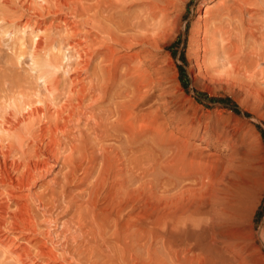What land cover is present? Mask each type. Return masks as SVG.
<instances>
[{
	"label": "bare ground",
	"instance_id": "obj_1",
	"mask_svg": "<svg viewBox=\"0 0 264 264\" xmlns=\"http://www.w3.org/2000/svg\"><path fill=\"white\" fill-rule=\"evenodd\" d=\"M182 1L43 0L44 4H40L39 8L31 4L24 7L23 13L27 14L26 21L34 19L37 26L41 23H37L36 18L43 17L44 13L53 15L62 12L73 19L68 22L64 17L59 21L65 24L76 22L90 29L85 34H78L74 43L81 61V71L88 80L80 81L78 87L72 90L70 99L57 109L52 108L43 98L40 101L35 94L27 95L23 90L18 89L21 86L13 80L7 83V86L5 82L1 83L0 91L3 97L9 100L7 96H14L15 99L12 100L13 105L10 103L7 106V103L3 102L7 110L6 107L0 106L2 107L0 112H3V115L0 114V128L3 131L0 138V183L8 184L10 188L16 186L26 190L35 184L36 180H41L52 172L60 163L61 189L54 195L55 200L58 201L60 197H65L68 184L76 179V172L80 170L82 177L78 184L82 188L74 196L76 200L72 201V205L75 208L76 223L81 234L78 239L79 244L86 246L81 253L87 255L85 258L89 256L93 264L104 263H100L103 254H100L98 240L103 243L100 242V246L109 248L107 254L112 260H117V264L139 260L140 255L136 254L138 252H145L152 264H220L219 261L207 258L203 251L198 253L192 251L201 250L200 243L190 246L188 238H184L178 246L173 244L170 238L171 230L164 234L167 224L174 221L172 216L161 214L153 205H147L148 214L144 216L141 212L132 210L146 201L145 198L156 199L159 182H157L159 155L157 150L163 140L165 124H181L182 132L190 134L189 130L194 129L195 135L200 126L198 124L193 127V124L199 120L197 121L194 116H186V110L174 107L176 104L168 105L174 94L168 90L164 91L166 86H162L168 79L165 75V65L160 64L162 61L160 53L163 49L161 40L166 37L167 31L169 33L173 28L172 19L176 21L179 18L178 13L173 14L174 16H170V13L176 11L175 7ZM260 3L261 0H232L230 3L218 1L209 11H205L208 5L204 8L202 24L189 35L190 41L195 44V51L202 52L203 60L209 55L214 59L207 63L204 60V72L206 71L204 75L208 77L210 69H213L220 56L230 50L235 54L236 48L255 40L251 23L252 19L255 21L259 19L252 10ZM261 22L264 21H259L257 28L264 27ZM181 29L184 30V25ZM72 30H75L74 25ZM261 37H264V34ZM38 42L40 43V40ZM261 42H264V39ZM260 46L262 48L260 51L256 49L248 51L246 58L251 59L250 62H256L255 67L264 70V43ZM122 50L127 52L120 54ZM96 57H99L96 65L90 70L89 66ZM58 62L48 60L46 65L59 69L57 67H60V62ZM164 96L170 97L163 101V104L168 103L167 105L171 107L168 116L158 114L160 111L156 113L160 107L158 105L157 110L154 111L142 108L150 100L154 103ZM74 115H78L83 120L76 135L68 130ZM194 119L197 122H194ZM207 132L205 128L203 139L206 138ZM227 139V141L231 140L229 137ZM17 152L19 156L15 157ZM245 156H242L245 160L241 156V158L235 157L234 163H237V166L234 165L235 168L246 165L249 160ZM229 170L222 172L219 179L216 178V172L210 171L211 182L217 179L214 181L215 186L222 185L230 189L233 178L240 171L234 176L231 173L233 170L231 172ZM188 176L186 179L191 180ZM184 178L178 179L185 180ZM192 179L196 184L194 178ZM235 179L234 182L238 181L242 190H249L250 183L241 182L243 178ZM172 182L176 183V181ZM223 187L212 186L209 197L212 200L218 199L221 192L225 191L220 190ZM9 195L13 194L9 193ZM196 195L199 196L197 193ZM98 200L100 202L102 200L101 205L97 204ZM8 208V204H1L0 212H7ZM13 210V212L10 210L12 220L25 221L28 217L25 205H17ZM190 218L191 215L182 214L175 217V222L181 223L182 231H185ZM210 220L212 224L216 222V218ZM18 222L15 224H20ZM109 239L115 243L110 245ZM158 240L160 246L156 247Z\"/></svg>",
	"mask_w": 264,
	"mask_h": 264
},
{
	"label": "rangeland",
	"instance_id": "obj_2",
	"mask_svg": "<svg viewBox=\"0 0 264 264\" xmlns=\"http://www.w3.org/2000/svg\"><path fill=\"white\" fill-rule=\"evenodd\" d=\"M218 1L230 3L232 0H183V3L180 2L179 6L175 7L178 10L170 13V16L178 13L179 18L175 19L176 21L172 19L173 28L169 33L167 31L166 37L161 40L163 49L160 53V60H162L160 64L165 65V75L168 79L162 84L163 87L166 86L164 91L168 90L174 95L171 98L164 96L159 99L160 101H156L157 103L150 100L142 108L154 111L157 110L158 105L160 107L156 113L160 111L158 114L168 116L171 109L169 106L176 104L174 107L186 110V116H194L197 121L199 120L197 122L194 119L197 123L193 124V127L200 125L197 128L198 136L195 135L194 129L189 130L190 134L182 132L181 124H165L163 140L157 150L159 154L157 182H159L156 199L148 198L147 200L145 198L147 202H141L142 204L137 205L135 210L131 207L128 209L134 212L139 211L144 216L148 214L147 207L150 205L157 207L156 209L161 214L172 216L174 219L173 222L167 224L165 232L163 231L166 235L167 231L171 230L172 234H169L173 244L178 246L184 238H188L190 246L200 243L201 250L193 249L192 251L194 253L203 251L207 258L219 261L220 264H264V72H262L264 70L259 68V71L258 67H255L256 62H250L251 59L246 58L248 51L252 49L260 51L262 49L260 45L264 43L261 42L264 39L261 37L264 34V27H256L259 21H264V16H262L264 15V0H261L262 6L259 4L252 10L259 19L257 21L252 19L251 23V29L256 36L255 40L236 48L235 54L230 50L220 56L217 61L215 60L213 69H210V74L208 73L211 77L209 75L207 77L204 75L206 71L204 72L203 62H211L214 59L209 55L204 61L201 57L202 52L195 51V44L190 41L189 35L195 32L198 25L202 24L204 8L208 5L205 11H209ZM29 4L39 8V5L44 3L43 0H0V85L5 82L7 86L13 80L21 86L18 89L23 90L27 95L35 94L40 101L43 98L52 108L57 109L70 99L72 90L82 81L88 80L81 71V61L74 43L78 34H85L90 29L76 22L66 23L69 25L67 27L59 19L65 17L69 22L73 18H69L65 13L63 15L62 12L53 15L44 13V18H36L37 23H41L37 26L34 19L26 21L27 14L23 13L25 5ZM261 23L264 26V22ZM71 25L75 26V30H72ZM182 25H184V30L181 29ZM126 52L122 50L120 54ZM98 58L92 61L93 63L89 66L90 70L94 69ZM48 60L59 61L60 67H57L59 69L47 66ZM2 97L3 93L0 91V99ZM7 97L10 101L4 97V101L3 98L0 100L2 101L0 106L6 107L5 110L15 99L14 96ZM167 98L171 100V104L167 103L169 106L166 103V105L163 104L164 99ZM3 102L7 103V106ZM0 114L3 115V112ZM76 117L78 115H74L68 126V130L74 135L83 124L82 118L77 119ZM204 127L208 131L207 139L202 138ZM2 135L3 131L0 128V138ZM228 137L231 138L230 141H227ZM17 156L19 152L16 153L15 157ZM236 156H239L238 158L245 156L249 160L242 167V171V168L234 167V165L237 166V163H234ZM59 167L60 163L54 167L55 171L53 170L41 180H36L35 184L26 190L23 188L20 190L16 186L10 188L8 184L0 183V203L8 204L9 207L7 212H0V221L2 220L0 222V264L92 263L89 256L85 258L87 255L81 253L86 246L79 244L78 239L81 234L78 231L75 208L72 205V201L76 200L74 196L82 188L78 184L82 172L80 170L76 172V179L68 184L65 197H60L56 201L54 195L61 189ZM224 169H230V172L236 171V173L231 172L234 176L240 171L233 178L232 183L237 177L235 180L243 178L241 182L251 184L249 190L243 189V191L238 181L234 182L233 188L231 183L232 189L222 185L215 186L214 181L221 178L219 176L225 171ZM210 171L216 172L217 179L213 180V183L210 179ZM187 176L191 180H187ZM179 177H185V180H179ZM215 184L218 183L215 182ZM212 186L223 187L224 189L220 188V190L226 192L219 190V194L221 192L219 198L212 200L209 197L211 193L209 190L211 191ZM195 191L201 198L196 195ZM8 192L14 196L9 195ZM14 201L18 202L17 205L26 206L28 214L26 223L24 220L15 221L16 219L12 220L13 218L10 217V210L13 212V208L17 206ZM97 204L101 205L102 200L101 202L98 200ZM182 214L191 215L185 231H182L181 223L175 222V217ZM211 218H216L214 224ZM17 222L20 224H15ZM100 242L103 244L102 241ZM100 242L98 240V248L100 254H103L100 257V263L117 264V260H112L108 255L109 248L100 246ZM111 242H109L110 245L115 243ZM158 243L159 240L156 247L160 246ZM136 254L140 255V261L131 262L152 264L145 252ZM104 255L109 257H104ZM131 262L126 261L125 263L132 264Z\"/></svg>",
	"mask_w": 264,
	"mask_h": 264
},
{
	"label": "trees",
	"instance_id": "obj_3",
	"mask_svg": "<svg viewBox=\"0 0 264 264\" xmlns=\"http://www.w3.org/2000/svg\"><path fill=\"white\" fill-rule=\"evenodd\" d=\"M234 108H236V107H234ZM236 110V112H237V109H235Z\"/></svg>",
	"mask_w": 264,
	"mask_h": 264
}]
</instances>
